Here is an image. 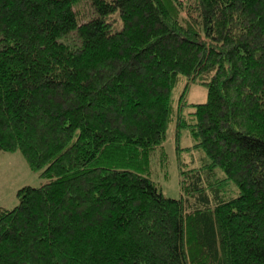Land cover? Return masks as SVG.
Returning <instances> with one entry per match:
<instances>
[{
	"label": "trees",
	"instance_id": "trees-1",
	"mask_svg": "<svg viewBox=\"0 0 264 264\" xmlns=\"http://www.w3.org/2000/svg\"><path fill=\"white\" fill-rule=\"evenodd\" d=\"M84 3L0 0V150L47 179L0 208V264H264V0ZM173 125L204 153L180 199Z\"/></svg>",
	"mask_w": 264,
	"mask_h": 264
},
{
	"label": "rangeland",
	"instance_id": "rangeland-1",
	"mask_svg": "<svg viewBox=\"0 0 264 264\" xmlns=\"http://www.w3.org/2000/svg\"><path fill=\"white\" fill-rule=\"evenodd\" d=\"M84 1L91 2V0ZM89 3L80 5L78 9L79 15L83 19L95 16V11ZM188 3L190 6L187 8V13H190V7H194L195 0H188ZM193 14L197 15L195 12ZM107 20L112 22L114 31H120L123 28L119 12L114 13ZM185 86L186 82L175 92L177 105ZM207 92V87L204 85L189 84L184 100L188 106L185 107L184 112L187 114L192 110L191 104L204 103L207 100ZM194 144L195 140L189 130L183 129L179 137L176 138L175 126L173 125L168 139L164 143V153L167 157L165 165H162L161 158L163 160V157L161 153L153 156L152 179L158 184L165 196L180 199L182 197L180 168H194L202 164V157H204L202 151L183 150L192 147ZM46 182L47 179L42 178L40 172L29 166L20 151L6 152L0 150V208L14 209L19 204L18 191L21 188L26 186L37 188Z\"/></svg>",
	"mask_w": 264,
	"mask_h": 264
}]
</instances>
